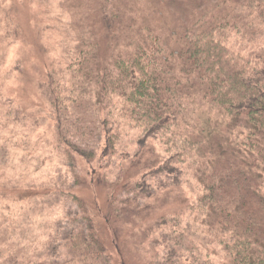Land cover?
Masks as SVG:
<instances>
[{
	"label": "trees",
	"instance_id": "1",
	"mask_svg": "<svg viewBox=\"0 0 264 264\" xmlns=\"http://www.w3.org/2000/svg\"><path fill=\"white\" fill-rule=\"evenodd\" d=\"M37 1L40 5L26 20L25 30L41 57L38 65L44 70L42 74L31 68L28 76L39 83L43 97L36 91L32 101L36 94L39 110L47 111L54 120L57 141L61 143L56 153H63L72 174L78 176L76 154L87 160L96 156L89 149V138H103L97 161L116 150L120 123L112 122L109 113L119 109L118 113L139 129L135 156L148 148L150 139L172 150L169 161L154 168V172H175L177 168L171 161H185L180 158L186 151L189 154V149L196 150L197 157L204 161L203 191L195 190L192 209L197 217L204 218L206 231L221 235L224 252L217 264H264V0ZM133 4L140 10L129 8ZM8 7H1L4 14ZM43 14L49 18L46 20ZM97 16L99 21L94 22ZM37 17L53 31L42 28ZM5 19L9 24L11 20ZM235 31L239 41L234 39ZM10 33L8 28L2 39L18 40L17 29ZM123 35L126 43L116 46ZM49 38L59 47V62L48 57L53 46ZM88 99L92 104L99 102L103 110L97 134L94 122L93 126L84 123L91 117ZM0 107L4 113L10 112L8 107ZM70 108L80 119L81 125L76 127L84 129L71 138L65 134V112ZM48 116L34 120L43 121ZM3 127L5 124L0 122ZM111 127L117 133L106 129ZM234 129L238 130L236 135ZM13 130L10 134L16 138L17 130ZM77 135L87 139L82 141ZM2 140L8 141L7 137ZM3 150L0 147V159L7 157L11 149ZM7 171L0 167V200L31 201L34 207L35 201L43 204L65 195L80 209L87 205V199L70 190L61 194L48 188H26L19 184L25 177L24 170L9 177ZM102 180L112 186L105 176L90 181L98 184ZM120 185L119 190L110 189L107 194L111 205L121 201L123 191L128 194L121 202L135 206L141 193L150 195L144 176L135 183ZM13 210L4 206L0 213L6 218ZM80 211L79 217L71 213L69 218L70 222L82 219L77 232H65L60 245L68 251L76 250L82 261L103 263L106 245L102 219L99 217L94 225L86 208ZM168 221L161 217L148 229L155 226L160 232ZM25 227L21 224V229ZM5 229L1 222L0 231ZM163 238L168 245L167 236ZM53 253L57 258L59 253Z\"/></svg>",
	"mask_w": 264,
	"mask_h": 264
},
{
	"label": "rangeland",
	"instance_id": "2",
	"mask_svg": "<svg viewBox=\"0 0 264 264\" xmlns=\"http://www.w3.org/2000/svg\"><path fill=\"white\" fill-rule=\"evenodd\" d=\"M0 1H2L0 3V106L10 109V112L4 113L0 107V122L5 124V127L0 128V147L4 152L11 149L7 157L0 159V167L8 170L7 177L18 175L17 172L24 170L25 177H21L19 184L26 185V188L37 190L48 188L61 194L70 190L87 199V205L84 204L85 207L82 208H86L91 214L94 225H97L99 217L102 219L101 230L106 245V260L97 264H165L169 261L171 264L219 263L224 252L223 244L220 242L221 235L206 231L203 226L204 218L197 217V213L192 209L195 190L203 191L201 169L204 161L197 157L195 146L191 147L194 152L189 149V154L186 151L185 156L180 158L185 161H171V164L177 168L175 172H168L167 169L154 172V168L169 161L172 150L160 141L150 139L147 141L148 148L146 150L144 148L138 156H135L139 129L133 121L119 114L118 112H121L119 109H115L114 112L109 113V117L112 118V122L120 123L119 134L115 137L116 150L103 161H97L104 143L103 138L99 140L97 136L94 139L89 138L88 141L91 142L89 149H93L95 160H87L76 154L75 171L78 176L73 175L69 162L67 163L63 158V153L61 152L59 156L56 153L61 150V146L58 147L61 143L58 144L57 141L54 120L48 116L47 111L39 110L36 94L32 101L36 91L40 92V97H43V92L38 87L39 83L29 78L28 72L33 68L39 69L43 74L44 70L39 67L40 64L38 65L37 61L41 57L36 46H31L26 37L28 31L25 29L26 20L40 3L37 0ZM32 1H35L33 6ZM7 5H9L7 14H4L1 7ZM129 8H134L136 12L140 10L135 4ZM45 15L47 20L49 16ZM4 17L11 20L9 24L6 19L4 22ZM37 19H40L38 23L40 22L42 28L46 27L47 30L53 31L44 24L42 18L37 17ZM98 21L97 16L94 22ZM8 28L11 33L14 29L18 30V40L7 42L2 39ZM234 33V39L239 41L238 31ZM59 36L61 38L60 34ZM54 41L53 38H49L53 46L47 53H50L48 57L51 56L55 62H59V47ZM124 43H126V35L119 39L116 46L121 47ZM78 95L85 94L76 96ZM92 103L93 101L88 99V104ZM94 104L89 107L91 117L84 123L91 122V126L95 123V134H97V127H101L104 115L101 106L98 105L99 102ZM44 114L48 117L43 121L34 120L37 116L41 119ZM65 115H67L65 134L68 137H74V133L84 130L83 127L78 129L80 119L77 118L75 109H68ZM13 129L17 130L16 138L12 136ZM106 129L117 133L112 127ZM234 130L233 135H236L238 130ZM2 137H7L8 141L3 142ZM77 137L82 141L87 139L86 136L77 135ZM79 138L78 142L81 143ZM150 147L153 150H150ZM23 160L26 163H23ZM93 169L95 174L92 173ZM104 176L112 186L103 180L98 184L94 183L98 177ZM142 176L150 185V195L142 196L141 193L138 206H135V203H122L128 194L123 191L120 192L122 202L111 205L107 199L110 189L119 190L120 184L135 183ZM91 179L94 182L90 181ZM33 193V196H37L36 192ZM56 197L43 204L42 201H35L34 207L31 201L0 200V210L4 206H11L14 209L8 212L9 216L6 218L0 213V226L3 222V227L6 228L0 231V264H11L14 263L13 261H16V264H93L88 260L82 261L76 250L68 251L66 247L62 248L63 245H60L61 237L65 232L70 235L73 231L77 232L76 227L82 219L78 218L76 222H70L69 218L71 213L72 216L79 217L82 208L73 205L65 195ZM161 217L169 220L162 231L159 232L155 226L148 229L153 222H159ZM21 224L26 226L24 230L21 229ZM163 236H167L170 242L168 245ZM53 252L59 253L58 259Z\"/></svg>",
	"mask_w": 264,
	"mask_h": 264
}]
</instances>
